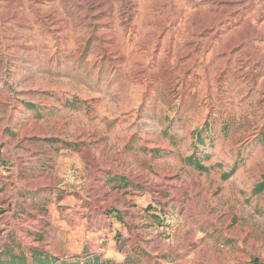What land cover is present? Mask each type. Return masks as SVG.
Returning <instances> with one entry per match:
<instances>
[{
    "label": "rangeland",
    "instance_id": "1",
    "mask_svg": "<svg viewBox=\"0 0 264 264\" xmlns=\"http://www.w3.org/2000/svg\"><path fill=\"white\" fill-rule=\"evenodd\" d=\"M263 1L0 0V264H264Z\"/></svg>",
    "mask_w": 264,
    "mask_h": 264
},
{
    "label": "crops",
    "instance_id": "2",
    "mask_svg": "<svg viewBox=\"0 0 264 264\" xmlns=\"http://www.w3.org/2000/svg\"><path fill=\"white\" fill-rule=\"evenodd\" d=\"M234 5L236 6H246V5H256V4H259L260 1L262 0H231ZM264 4V1L262 2ZM232 250V251H231ZM229 250V252L227 254H223L224 257H226V259L229 261L231 258L230 256L233 255V256H237L238 259H240L242 261L243 264H250L251 260L257 256H247L246 255V252H237L238 254H235L234 252L235 251H240L241 248H233ZM258 258V257H257ZM42 260V259H41ZM44 261H46L45 259H43ZM42 260V261H43ZM84 261H90L91 263H101V264H118V262H113L112 260H109L108 257H104V260H99L98 259V255L94 254V253H91L89 254L88 256H86V259ZM84 261H72V262H69L68 264H82ZM258 261H259V264H263V262L260 260V258H258ZM44 264H47L44 263Z\"/></svg>",
    "mask_w": 264,
    "mask_h": 264
},
{
    "label": "trees",
    "instance_id": "3",
    "mask_svg": "<svg viewBox=\"0 0 264 264\" xmlns=\"http://www.w3.org/2000/svg\"><path fill=\"white\" fill-rule=\"evenodd\" d=\"M187 162L193 166H200L197 159L195 158V156L190 155L189 157L186 158ZM259 188H264V182L261 184V186H259ZM39 261H42L39 259ZM82 264H101V263H91L90 261H84ZM112 264V263H110ZM250 264H259V261L257 258L252 259V261L250 262Z\"/></svg>",
    "mask_w": 264,
    "mask_h": 264
}]
</instances>
